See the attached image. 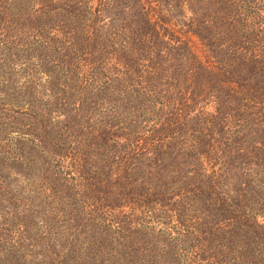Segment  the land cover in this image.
I'll return each mask as SVG.
<instances>
[{
    "label": "trees",
    "instance_id": "obj_1",
    "mask_svg": "<svg viewBox=\"0 0 264 264\" xmlns=\"http://www.w3.org/2000/svg\"><path fill=\"white\" fill-rule=\"evenodd\" d=\"M7 178L0 264H264V0H0Z\"/></svg>",
    "mask_w": 264,
    "mask_h": 264
},
{
    "label": "rangeland",
    "instance_id": "obj_2",
    "mask_svg": "<svg viewBox=\"0 0 264 264\" xmlns=\"http://www.w3.org/2000/svg\"><path fill=\"white\" fill-rule=\"evenodd\" d=\"M0 183L8 184V185L10 184L9 186H12L14 188L24 187L25 190H27V188L29 187L28 183L23 182L21 180L20 181L15 180L13 178L2 179V181ZM70 186H72V185H70ZM29 224H31V223L26 222L24 226H20L21 222L18 223V221H15L14 224L11 227L6 228L8 230L5 231V232L8 235H10L11 237H13L14 240H22V237L24 235H27V234L31 233V230H27L26 229Z\"/></svg>",
    "mask_w": 264,
    "mask_h": 264
}]
</instances>
